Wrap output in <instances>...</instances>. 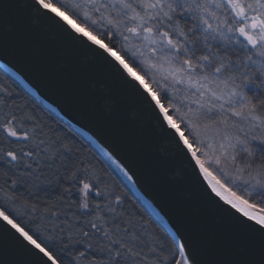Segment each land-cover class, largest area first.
Segmentation results:
<instances>
[{"label":"snow or ice","instance_id":"obj_1","mask_svg":"<svg viewBox=\"0 0 264 264\" xmlns=\"http://www.w3.org/2000/svg\"><path fill=\"white\" fill-rule=\"evenodd\" d=\"M35 3L67 17L75 33L103 49L139 83L168 128L179 134L211 192L255 234L258 259L236 243L233 258L218 264H264V177L253 178L259 172L253 168L256 159L264 165V0ZM18 7L15 0H0V19L16 14ZM77 13L104 31L77 22ZM93 15L100 20L92 21ZM105 36L118 38L121 47L105 43ZM133 43L141 56L146 45L152 67L167 69L163 76L154 79L156 73L128 55ZM0 93L3 100L11 97L6 86ZM45 128L26 106L13 104L0 118V223L42 254L45 264H205L188 232L177 227L169 239V229L156 219L165 235L154 233L125 207V198L82 148L50 136ZM101 151L108 161L101 163L132 180L109 152ZM218 152L226 164L231 160L234 175L202 159ZM153 211L150 215L159 216Z\"/></svg>","mask_w":264,"mask_h":264},{"label":"water","instance_id":"obj_2","mask_svg":"<svg viewBox=\"0 0 264 264\" xmlns=\"http://www.w3.org/2000/svg\"><path fill=\"white\" fill-rule=\"evenodd\" d=\"M15 3L16 14L0 19V67L103 157L101 148L109 152L132 177L112 165L133 194L150 213H159L155 218L169 235L177 227L188 232L205 264L232 259L236 243L258 259L255 234L211 192L179 134L139 83L65 18L35 0ZM0 264H45V258L0 223Z\"/></svg>","mask_w":264,"mask_h":264},{"label":"trees","instance_id":"obj_3","mask_svg":"<svg viewBox=\"0 0 264 264\" xmlns=\"http://www.w3.org/2000/svg\"><path fill=\"white\" fill-rule=\"evenodd\" d=\"M94 29L100 32L104 31V29L100 25H98V27H95ZM104 42L109 43L116 49L121 47L118 38L109 41L105 36ZM4 86L9 89L11 97L3 100V94L0 93V118L3 117V114L6 113L9 110V107H11L13 104L19 107L26 106L28 111L34 112L35 115L39 117L44 124L47 125V128H45L46 132L51 129V132H49L50 136L55 134L56 136L66 139V141L72 144L75 148L83 149L84 155L91 159L98 169H101L103 171V174L108 179L109 184L114 187L118 194L125 198V207L129 210L134 211V213L136 214V219H140L142 217L144 222H148L150 224L154 233H158L161 237L165 235L164 229H162L159 224L155 223L156 218L150 215V212L146 209V207L133 194V192L130 191L131 189L118 174V172L112 166L111 168H108L105 164L100 162L101 159L105 163H108V161L94 148V146L89 141H87L77 130H75L72 126L59 118L49 108L44 106L42 102L37 100V98L30 92H28L15 78H13L10 74H8L0 67V87ZM162 103H166V101L162 99ZM170 114H172L173 116L176 115L175 113H171V110ZM257 157H259V153L257 154ZM260 163L261 162L259 158H257L255 163L253 164V168L257 169ZM22 223H26V221H22ZM25 227L27 228L26 225ZM29 227H31V225H29ZM61 258L67 259V257L63 256Z\"/></svg>","mask_w":264,"mask_h":264},{"label":"clouds","instance_id":"obj_4","mask_svg":"<svg viewBox=\"0 0 264 264\" xmlns=\"http://www.w3.org/2000/svg\"><path fill=\"white\" fill-rule=\"evenodd\" d=\"M131 14L132 13L130 12L129 15H131ZM68 18L71 19V17H68ZM91 20L98 22L100 20V17L93 15L91 17ZM103 23L104 24L109 23V18L107 17V14H105V20ZM141 47L145 48V51H144L142 56L140 55V48H138L134 43L129 47L128 55L130 57H134L136 60H138L145 69H150V74L156 73L154 79H159L161 76H163L165 74L167 69L165 68L163 70H160L158 64H157V67H152V63L148 60V52L146 50V45H142ZM200 151L203 152L204 149L201 148ZM202 159H207L212 164L213 167H219L220 170L226 176L234 175L231 172V160L229 159V162L226 164L224 162V157H223L222 152L214 153L211 156H204V157H202ZM258 169H259V172H255V174H253L254 179H259V178L264 177V165L260 164L258 166ZM262 182H264V180H262Z\"/></svg>","mask_w":264,"mask_h":264},{"label":"rangeland","instance_id":"obj_5","mask_svg":"<svg viewBox=\"0 0 264 264\" xmlns=\"http://www.w3.org/2000/svg\"><path fill=\"white\" fill-rule=\"evenodd\" d=\"M52 2H53L55 5L60 6V5L65 4V3H66V0H52ZM69 10L71 11V8H70ZM74 18H77V22L88 23L89 26L92 27V28L98 27V25H91L90 21H84V20H83V17L80 16L78 13H77L76 17H74ZM194 147H195V145H194ZM244 159L246 160L247 157H244ZM237 163L239 164L240 161L238 160ZM257 169H258V168H257ZM253 174H255V172H253ZM245 179H247V175H245ZM257 199H259V197H258Z\"/></svg>","mask_w":264,"mask_h":264},{"label":"bare ground","instance_id":"obj_6","mask_svg":"<svg viewBox=\"0 0 264 264\" xmlns=\"http://www.w3.org/2000/svg\"><path fill=\"white\" fill-rule=\"evenodd\" d=\"M65 19L67 20V17H65Z\"/></svg>","mask_w":264,"mask_h":264}]
</instances>
